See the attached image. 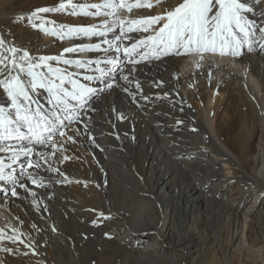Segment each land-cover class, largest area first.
<instances>
[{"label": "bare ground", "instance_id": "obj_1", "mask_svg": "<svg viewBox=\"0 0 264 264\" xmlns=\"http://www.w3.org/2000/svg\"><path fill=\"white\" fill-rule=\"evenodd\" d=\"M62 2L67 0H0V35L6 45L39 57L61 55L66 47L100 43L99 50L63 56L104 58L107 45L102 41L113 39V33L61 40L44 32L40 20H34L37 27L32 26V11ZM102 2L72 0L75 4ZM147 2L154 7L133 8L131 13L121 8L120 19L127 22L160 14L182 0L158 5L157 0ZM21 15L23 19H18ZM39 15L44 21L55 22L45 27L96 24L101 31L104 20L115 19L86 16L79 9L73 15L70 6ZM246 15L261 23L259 8ZM131 35L138 38L140 34ZM133 42L122 41L121 47ZM254 47L256 50L248 52L245 46L239 57L204 53L202 60L196 53L178 56L169 52L156 58L148 52L147 59L135 57L139 61L135 68L122 52L111 50L108 54L119 58L120 67L103 82L84 79L97 74L92 70L96 65L78 69L50 61L53 67L78 72L81 82L99 89L90 101L96 111L85 109L87 115L82 113L84 122L91 117L95 143L87 135L78 136L77 143L65 144L64 155L71 159L57 163L49 157L60 173L49 171L46 165L38 172L29 169L34 178L42 180L43 187L20 176L19 165H13L28 191L17 185V197L9 193L5 199L0 193V261L264 264V52L258 44ZM123 75L138 80L141 88L128 84ZM113 76L121 87L105 89ZM45 95L40 90V102L47 109L50 105ZM8 103L0 86V104ZM74 127L83 129V124L77 122ZM35 149L48 150L41 145ZM0 185L7 182L0 181ZM16 235L19 240L15 243L7 239ZM28 244L33 245L35 254ZM5 247L13 252L3 251Z\"/></svg>", "mask_w": 264, "mask_h": 264}, {"label": "snow or ice", "instance_id": "obj_2", "mask_svg": "<svg viewBox=\"0 0 264 264\" xmlns=\"http://www.w3.org/2000/svg\"><path fill=\"white\" fill-rule=\"evenodd\" d=\"M159 3L166 4L167 0H157V5ZM69 6L73 15L77 14L79 9L86 16L104 15L115 19L111 22L104 20L103 31L96 24L88 26L60 24L45 27V24L55 25V22L44 21L39 14L65 11ZM143 7L152 8L154 5L147 0L145 3H141L140 0H136L135 3H126V0H103L102 3L93 4H75L72 0H67V3L62 2L55 7H38L29 14V21L33 27H37L34 20H40L39 27L44 32H50L61 40L74 36L103 37L113 33V39L102 41L107 45L103 48L105 57L97 60L68 59L64 58L63 53L99 50L100 43L66 47L61 55L33 57L26 50H19L11 44L6 45L5 39L0 35V77H2L0 86L10 101L7 105L0 104V154H4L0 155V181L7 182V185H0V193H3L5 199L9 198V193L11 197L18 196L17 185L28 191L27 186L20 182V177L16 175L17 169L13 165H19L20 176H27L33 184L39 183L43 187L42 180L38 181L34 178V174L29 172V169L38 172L46 165L49 171L60 173V169L53 166L49 157L55 158L57 163L71 159L72 157L64 155L67 151L65 144L77 143L78 136L87 135L95 143L90 130L91 117L89 122H84L82 113L86 116L85 109L96 111L90 101L99 89L81 82L78 78L80 74L69 71L68 67L91 69L92 65H96L92 70L97 74L86 75L84 79L103 82L120 67L119 58L108 54L111 50L116 53L122 52L133 68L139 63L135 57L147 59L148 52L156 58L169 52H174L178 56L196 53L201 60L204 53L239 57L243 55L242 49L245 46L248 52H252L256 50L254 46L257 44L259 50L264 52V0H252L251 4L248 0H182L178 5L166 8L160 14L127 22L119 17L121 8H127L131 13L133 8ZM88 8L96 11L89 12ZM257 8L261 18L260 24L246 15L253 13ZM101 9H109V11L101 12ZM18 19H23V16ZM117 29L120 30L119 35L115 34ZM134 32L140 34L138 38L131 35ZM127 40L134 42L130 46L121 47V42ZM142 49L145 51H141ZM50 61H62L68 67L63 69L53 67ZM102 64L105 66L101 67ZM196 66L199 67V63ZM131 71L130 69L129 75ZM129 75H123L122 79L140 89V82L135 79L130 80ZM114 86L121 87L113 76L112 83H105L104 87L112 89ZM40 90L46 93L44 98L50 108L46 109L41 104ZM123 90L129 92L128 87H123ZM132 98H135V94H132ZM143 99L147 100L149 97L144 96ZM120 118H124L122 113ZM77 122L83 124V129L74 127ZM69 132L72 134L69 135ZM35 145H41L48 150L37 151ZM33 156L38 159L33 160ZM6 159L8 163H5ZM5 169L10 171L6 172ZM31 195L35 197L36 193L32 192ZM32 203L35 204L36 200L33 199ZM13 232H16V229H13ZM2 234L3 229H0V238H3ZM7 239L15 243L19 240V236H8ZM27 247L35 254L32 244H28ZM3 251L13 252V249L5 247ZM0 264H3V261H0Z\"/></svg>", "mask_w": 264, "mask_h": 264}, {"label": "rangeland", "instance_id": "obj_3", "mask_svg": "<svg viewBox=\"0 0 264 264\" xmlns=\"http://www.w3.org/2000/svg\"><path fill=\"white\" fill-rule=\"evenodd\" d=\"M99 82H101V81H99Z\"/></svg>", "mask_w": 264, "mask_h": 264}]
</instances>
